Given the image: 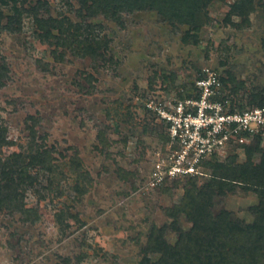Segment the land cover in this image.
I'll return each mask as SVG.
<instances>
[{"label":"rangeland","instance_id":"374dc122","mask_svg":"<svg viewBox=\"0 0 264 264\" xmlns=\"http://www.w3.org/2000/svg\"><path fill=\"white\" fill-rule=\"evenodd\" d=\"M232 1L214 0L198 38L186 40L190 25L156 8L123 12L116 19L87 14L80 0H27L24 7L38 6L41 17L93 24L105 42L99 57L40 38L31 13L24 14L18 31L6 29L3 18L0 70L6 66L7 74L0 80V124L10 143L0 156L43 145L53 150L66 176L49 190V172L31 170L38 188L27 189L25 203L38 209L37 221L0 209V264H140L151 226L172 221L167 209L194 177L148 184L153 163L169 152L170 139L160 114L147 103L172 107L189 91L197 95L195 79L204 67L225 79L235 77L238 92L230 90V82L220 97L228 108L264 102V0H255L250 23L243 27L225 24ZM0 9L12 13L6 5ZM257 136L231 145L221 159L260 162L264 135L261 141ZM76 157L91 180L82 183L83 195L75 188ZM204 172L195 177L199 186L211 179L212 168ZM259 200L257 192L239 185L215 197L214 212L227 209L252 221L251 207ZM62 212L64 222L58 220ZM181 220L184 227L191 225L184 216Z\"/></svg>","mask_w":264,"mask_h":264},{"label":"trees","instance_id":"16d2710c","mask_svg":"<svg viewBox=\"0 0 264 264\" xmlns=\"http://www.w3.org/2000/svg\"><path fill=\"white\" fill-rule=\"evenodd\" d=\"M213 1L80 0L81 8L87 14L95 16L102 13L116 19L123 12L156 8L165 17L176 18L190 25L186 40L198 38L209 19L205 10ZM26 2L27 0H0L1 5L12 10V13L5 14L0 9V29L3 27V18L6 17V29L20 30L24 14L31 13L41 29L38 33L40 38L48 41L55 38L56 44L72 46L74 52L81 56L101 55L100 49L105 42L93 24H74L67 19L41 17L38 15L39 7L26 8ZM229 6L224 21L225 24L236 27L248 25L250 15L256 9L255 0H233ZM55 30L60 33H54ZM5 71L7 74V68L3 66L0 80ZM221 79L226 85L234 83V86L229 87L232 92L240 89L234 76L230 75L228 79L221 76ZM1 85L3 83L0 81ZM192 87L193 85L191 89L194 88ZM189 92L187 96H191L192 93ZM263 104V101L259 103L260 106ZM231 108L236 109L235 104ZM238 108L243 110L248 107L242 104ZM6 133L7 128L0 124V154L3 146L10 143ZM262 138L261 135L257 136L258 141ZM53 153L52 149L43 145H32L29 152H14L5 158L0 156V209L6 208L11 214L19 212L25 222H35L40 218L37 208L26 205V192L28 188L35 187L38 181V176L31 172L32 169L40 167L49 172L50 181L46 187L49 190H54L56 180L65 178V173L54 162ZM262 156L258 163L249 159L243 163L230 164L219 158L205 162L204 167L212 168L211 179L199 186L195 181L196 176L191 178L190 186L185 187L181 199L167 209L172 221L151 226L140 264H264V154ZM73 162L72 169L78 171L75 188L83 195L87 187L82 183L89 184L91 180L82 169L80 158H74ZM239 185L246 190H254L260 197L259 202L251 207L254 214L252 221L240 219L227 209L214 212L215 197L235 191ZM57 189L61 195L62 189ZM64 216L65 213H60L58 220L64 222ZM182 216L191 224L188 228L184 227ZM171 233L177 235L175 241L170 240Z\"/></svg>","mask_w":264,"mask_h":264},{"label":"built area","instance_id":"2783aa9c","mask_svg":"<svg viewBox=\"0 0 264 264\" xmlns=\"http://www.w3.org/2000/svg\"><path fill=\"white\" fill-rule=\"evenodd\" d=\"M197 95L168 105L147 106L157 111L166 125L170 149L153 163L148 184L157 187L168 180L204 175V163L221 159L227 148L264 135V105L243 110L228 108L220 99L221 75L204 67L197 78Z\"/></svg>","mask_w":264,"mask_h":264}]
</instances>
